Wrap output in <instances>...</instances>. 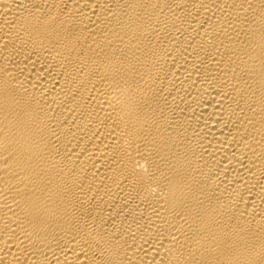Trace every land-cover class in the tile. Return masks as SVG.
Listing matches in <instances>:
<instances>
[{
  "label": "bare ground",
  "instance_id": "1",
  "mask_svg": "<svg viewBox=\"0 0 264 264\" xmlns=\"http://www.w3.org/2000/svg\"><path fill=\"white\" fill-rule=\"evenodd\" d=\"M0 264H264V0H0Z\"/></svg>",
  "mask_w": 264,
  "mask_h": 264
}]
</instances>
